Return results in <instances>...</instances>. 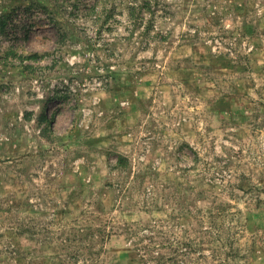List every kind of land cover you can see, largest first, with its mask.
Returning a JSON list of instances; mask_svg holds the SVG:
<instances>
[{
    "label": "rangeland",
    "instance_id": "rangeland-1",
    "mask_svg": "<svg viewBox=\"0 0 264 264\" xmlns=\"http://www.w3.org/2000/svg\"><path fill=\"white\" fill-rule=\"evenodd\" d=\"M2 20L0 264H264V0Z\"/></svg>",
    "mask_w": 264,
    "mask_h": 264
},
{
    "label": "trees",
    "instance_id": "trees-1",
    "mask_svg": "<svg viewBox=\"0 0 264 264\" xmlns=\"http://www.w3.org/2000/svg\"><path fill=\"white\" fill-rule=\"evenodd\" d=\"M3 16L8 17L9 14H4ZM5 26H6V21L5 20H2V22L0 23V28H2V30H5V28H4Z\"/></svg>",
    "mask_w": 264,
    "mask_h": 264
}]
</instances>
